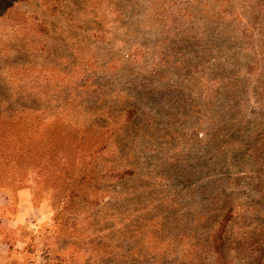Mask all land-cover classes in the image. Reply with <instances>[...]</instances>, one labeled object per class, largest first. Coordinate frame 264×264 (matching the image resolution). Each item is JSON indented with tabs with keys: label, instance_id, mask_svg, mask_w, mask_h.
<instances>
[{
	"label": "rangeland",
	"instance_id": "obj_1",
	"mask_svg": "<svg viewBox=\"0 0 264 264\" xmlns=\"http://www.w3.org/2000/svg\"><path fill=\"white\" fill-rule=\"evenodd\" d=\"M0 264H264V0H0Z\"/></svg>",
	"mask_w": 264,
	"mask_h": 264
},
{
	"label": "crops",
	"instance_id": "obj_2",
	"mask_svg": "<svg viewBox=\"0 0 264 264\" xmlns=\"http://www.w3.org/2000/svg\"><path fill=\"white\" fill-rule=\"evenodd\" d=\"M10 245L9 241L0 237V261H9L8 259L11 258L12 250Z\"/></svg>",
	"mask_w": 264,
	"mask_h": 264
}]
</instances>
